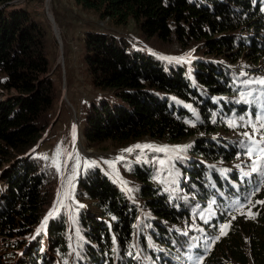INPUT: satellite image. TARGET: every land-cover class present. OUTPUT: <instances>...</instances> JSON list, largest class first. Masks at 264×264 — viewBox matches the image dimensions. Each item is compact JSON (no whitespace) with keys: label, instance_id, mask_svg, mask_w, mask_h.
Here are the masks:
<instances>
[{"label":"trees","instance_id":"16d2710c","mask_svg":"<svg viewBox=\"0 0 264 264\" xmlns=\"http://www.w3.org/2000/svg\"><path fill=\"white\" fill-rule=\"evenodd\" d=\"M12 1L0 0V264H173L166 253L201 250L200 264H248V252L254 264H264V203L257 202L264 201V173L247 176L230 167L237 140L208 122L198 128L201 119L188 110L204 122L210 109L258 113L264 101L242 104L245 88L236 68L219 56L264 59V3L73 0L115 25L132 20L145 39L182 47L199 42L198 51L213 57L196 59L191 80L185 67L133 48L121 35L87 29L84 59L92 87L102 95L84 105L85 142L119 147L194 139L181 164L182 192L170 195L155 181L153 166L122 162L128 166L120 181L139 201L92 163L73 179L68 215L62 190L56 200L55 164L37 154L58 98L47 31L34 12ZM250 195V211L235 213L236 202ZM195 201L215 211L203 226L212 238L207 251L186 232ZM221 225H228L222 236Z\"/></svg>","mask_w":264,"mask_h":264},{"label":"rangeland","instance_id":"374dc122","mask_svg":"<svg viewBox=\"0 0 264 264\" xmlns=\"http://www.w3.org/2000/svg\"><path fill=\"white\" fill-rule=\"evenodd\" d=\"M261 1L264 3V0ZM14 4L34 12L35 17L47 31L49 60L58 98L53 109V118L47 128V136L45 134L47 139L38 145L40 147L37 154L46 160H52L55 164L57 173L60 175L55 189L56 200L62 190L61 201L64 202L63 206L68 215L70 214L68 205L70 199H73L70 193L74 187L73 179L81 170L88 168L92 163H96L100 168L114 176L118 182L125 186L124 192L126 194L127 192L131 193L139 201L140 196L132 193L131 187L125 181L124 184L121 182L124 176L126 178V175L123 176L122 173L124 168L128 166L123 164H129L132 161L144 162L153 166L156 170L155 181L164 186L170 195L182 192L179 180L182 175L181 171L184 169H181V164L186 158H189L187 151L190 149L194 138L182 143L157 142L147 139L135 145L119 147L113 146L109 141L95 147L89 146L85 142L83 136L84 105L102 95L100 91L92 87L91 77L87 71L83 47L85 32L91 28L121 35L128 40L133 48L151 53L166 62L185 67L191 80H193L191 76H193L192 72L196 67V59L202 57L203 60L207 61L213 56L201 54L198 51L199 42H190L186 47H182L174 41L161 42L155 38L145 39L140 35L132 20L123 25H115L109 19L100 18L95 10L85 9L73 0H15ZM49 14L53 17L58 29L57 37ZM219 59L236 68L238 79L245 88L240 97L242 104L247 106L249 102L257 104L264 101V84L259 83L260 80L264 79L263 58L259 61H250L246 57L240 56L232 62L220 56ZM261 105L257 117H254L248 109L238 113L232 112L230 115L233 117L223 113L219 114L216 110H205V113L211 114L210 120L205 122L202 114L195 112L190 106H188V110L195 113L197 119H201L197 125L198 128L201 127L202 129L204 123L208 122L211 125H217L216 127L220 128L221 134L226 138L232 141L237 140L234 144L237 150L236 156L229 164L230 167L247 176L252 173L262 176L264 173V127H261V124L264 123V119L258 118L264 117V113L260 114V111L264 109V104ZM202 133H198L197 136ZM137 145L140 147H136ZM125 149L132 150L124 151ZM131 152L134 153L131 154ZM246 201L248 202L246 205L236 202L235 213L244 214L250 211V207L253 205L252 196L250 195ZM259 201L261 200L258 199L257 202ZM249 204L251 206H248ZM211 205L206 203L205 206H202V202L195 201L191 205L186 228L189 240L195 246H204L205 251L212 245L210 233L207 234V228L203 227L210 225V220L215 214ZM245 206L248 207L244 209ZM52 209L53 207L48 212L50 213ZM221 226L219 227L220 236H222V232L224 234L226 232V228L222 229ZM133 246L136 247V244L133 243ZM202 251L204 250L195 253L184 252L179 255L181 257L172 255L174 252H168L166 255L170 260L177 258L176 261L173 260V264H199ZM231 264L239 263L233 261ZM248 264H254L249 252Z\"/></svg>","mask_w":264,"mask_h":264},{"label":"snow or ice","instance_id":"6c2138e0","mask_svg":"<svg viewBox=\"0 0 264 264\" xmlns=\"http://www.w3.org/2000/svg\"><path fill=\"white\" fill-rule=\"evenodd\" d=\"M259 83L264 84V79L260 80ZM258 118H259V119H264V117H258ZM261 127H264V123L261 124ZM136 147H140V146L137 145ZM145 147H147V146H145ZM131 150H132V149H125L124 151H131ZM249 154H251V153H249ZM258 203H264V201H259ZM50 215H51V213H50ZM250 215H251V213H250ZM233 218H234V217H233ZM45 219L47 220V217H46ZM221 227H222V229H223V228L228 227V225H222ZM223 234H224V233L222 232V235H223Z\"/></svg>","mask_w":264,"mask_h":264},{"label":"water","instance_id":"95a60500","mask_svg":"<svg viewBox=\"0 0 264 264\" xmlns=\"http://www.w3.org/2000/svg\"><path fill=\"white\" fill-rule=\"evenodd\" d=\"M14 2H15V0H13L11 3H14ZM48 16H49L50 20L53 22V28H54V31H55V34H56V37H57V36H58V29H57V27H56V25H55L54 19H53V17L51 16V14H49ZM37 146H38V145H37ZM37 146L34 147V148H32L29 152H31L33 149L37 148ZM29 152H28V153H29Z\"/></svg>","mask_w":264,"mask_h":264}]
</instances>
